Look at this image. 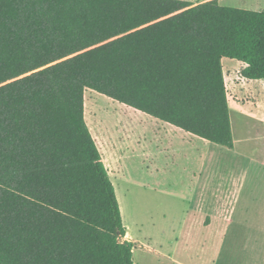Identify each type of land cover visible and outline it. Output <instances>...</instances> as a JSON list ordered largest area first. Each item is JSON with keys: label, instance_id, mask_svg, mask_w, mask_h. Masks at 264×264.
I'll return each mask as SVG.
<instances>
[{"label": "trees", "instance_id": "1", "mask_svg": "<svg viewBox=\"0 0 264 264\" xmlns=\"http://www.w3.org/2000/svg\"><path fill=\"white\" fill-rule=\"evenodd\" d=\"M222 58L264 82V11L0 0V264H133L85 90L231 149Z\"/></svg>", "mask_w": 264, "mask_h": 264}, {"label": "rangeland", "instance_id": "2", "mask_svg": "<svg viewBox=\"0 0 264 264\" xmlns=\"http://www.w3.org/2000/svg\"><path fill=\"white\" fill-rule=\"evenodd\" d=\"M261 4L248 5L264 11ZM239 64L222 58L225 73ZM245 82H260L256 93L226 88L237 102L231 149L180 134L161 146L162 123L85 90V121L114 186L133 264H264V139L254 133L264 125L241 115L247 104L264 114V82Z\"/></svg>", "mask_w": 264, "mask_h": 264}, {"label": "crops", "instance_id": "3", "mask_svg": "<svg viewBox=\"0 0 264 264\" xmlns=\"http://www.w3.org/2000/svg\"><path fill=\"white\" fill-rule=\"evenodd\" d=\"M183 1H188L192 4H198V3H202V2H205L208 0H183ZM217 1L220 5L226 6V7H234V8L254 10V11L256 10L252 6L248 5L251 0H247V7H244L245 5H243V4L245 3V1H243V0H217ZM261 3H263V0H256L257 5L261 6L262 5ZM257 10H261V9L259 8ZM221 63H222V59H221ZM243 65L244 64L242 62H240V64L238 65V69L236 71H234V73H230V71H227V73H225L224 68L222 66V72H223V79H224L225 87L227 88L229 86L233 89V91H239L242 86L247 85V92L248 93H253V91H254V93H256L254 86L260 82L254 83L253 85L248 84L250 82L246 83L245 82L246 79L242 78L239 74V71L243 67ZM236 78H238L239 81H236ZM247 81H250V80H247ZM227 100H228L229 115L231 114L230 125H231V132H232V127H233L232 112H234V109L236 107L235 106L236 101L232 100V99H230V100L227 99ZM252 106H254V104ZM248 107H249V104H247V110H245V111H243V113H241V115L244 116L246 123H248V120H251V121H256L257 126L264 125V114L261 113L260 115H258V114L252 113V109L248 108ZM153 119H155V118H153ZM157 121L159 123H162V124H160V126L157 125L156 130L158 131L159 134L157 135V138L155 139V141L157 143H159V145H161V146L168 145L171 142V140L175 137V134H180V136L184 140L188 141L189 143H192V142L196 143L197 141H200V142L203 141L202 143H209V142L203 140L202 138L197 137L195 135H192L186 131H183L182 129H179V128H177V127H175L169 123H166V122H163L160 120H157ZM254 133H255L256 137H260V139L261 138L264 139L263 130L255 128ZM232 138H233V136H232ZM235 141L236 140L233 138V147L232 148H234V145L236 143Z\"/></svg>", "mask_w": 264, "mask_h": 264}]
</instances>
